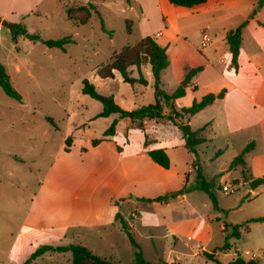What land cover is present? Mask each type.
<instances>
[{
	"label": "rangeland",
	"instance_id": "1",
	"mask_svg": "<svg viewBox=\"0 0 264 264\" xmlns=\"http://www.w3.org/2000/svg\"><path fill=\"white\" fill-rule=\"evenodd\" d=\"M18 1L9 0L7 7L13 10L28 9L30 0H26L28 5L25 7L17 6ZM91 1L97 10H92L87 23H76L67 18L66 9L69 6H88ZM240 1V4H235L239 10L247 2ZM30 4L33 8L31 12L18 14V21L23 22L30 33L37 32L43 39L54 40L72 36L74 42L67 44L66 50H63L20 35L16 43L7 25L0 27V62L5 66L12 85L22 96V100L11 97L0 85V264H21L30 256L32 247L23 241L25 216L40 187L46 189L45 186L49 185L50 189L61 190L60 184L54 185L58 179L57 173L53 174L55 170L47 180L46 175H49L54 162L64 161L61 152L66 138L72 135L77 138V146L84 144L88 138L104 137V130L113 122L112 117L93 118L101 111L103 104L82 92L83 79L87 78L101 94L117 95L119 100L120 95L133 93V88L137 90V97L131 99L132 102H124L126 109L156 100L150 66L144 72L145 78L151 79L148 86L103 78L97 71L115 52L145 37L140 24L142 14L137 4L132 8L128 7V0H36L34 6ZM228 6L229 10L233 9L231 2ZM256 7H264V1L259 0ZM81 14L84 16L86 12ZM233 23L229 19L223 27L206 31L213 37ZM249 30L244 35L246 48L253 47ZM259 30V36L264 38V29ZM198 39L199 36L192 42L196 43V50L190 44L182 45L192 60H198L199 53L205 54L201 42L197 44ZM222 57L225 63L219 64H232L226 55ZM162 82L165 91L171 94L178 84L174 68L163 72ZM184 82L185 79L179 85L185 87ZM202 87L203 83L198 87L200 92L203 91ZM142 89L145 92L142 93ZM210 113L207 110L195 116L191 126L197 129ZM212 127L210 134L213 139L201 144L198 151L203 172L213 188L219 208L208 192L197 187V171L192 167L194 154L178 142L168 150L170 168H163L148 154H138L144 147V132L130 129L125 121L119 124L117 134V139L123 142L127 139V144L119 143L122 153L116 157L111 154L110 165L102 162L99 168H84L76 173L81 184L98 179L99 191L95 193V200H98L102 217L111 213L115 217L104 225L74 229L69 242L81 243L118 264H137L138 248L131 243L121 228L120 220L116 218L117 213H121L130 224L146 261L217 264L207 257L205 251H208L222 262L235 259L238 253L245 259L254 257L263 262L262 222L249 223V229L243 231L240 238L229 239L232 244L230 250H221L232 231L231 225L242 223L262 211L264 192L253 195L251 187L245 184L246 169L242 166L230 168L235 156L234 148L226 150L221 127ZM147 134L152 138L166 135L177 140L173 136L178 134V127L164 117L159 123L150 124ZM110 147V144L105 145L101 158L110 153ZM66 163L79 164L78 154L74 151ZM59 176L64 178L61 183L70 188L72 181L68 180L69 171ZM225 184H231L235 190L225 191ZM170 192L177 194L167 197ZM107 193L111 194V205L106 203ZM85 196L88 195L85 193ZM159 196L164 198L152 201L144 199ZM227 223L230 227L226 229ZM71 262V251H47L30 264Z\"/></svg>",
	"mask_w": 264,
	"mask_h": 264
},
{
	"label": "crops",
	"instance_id": "2",
	"mask_svg": "<svg viewBox=\"0 0 264 264\" xmlns=\"http://www.w3.org/2000/svg\"><path fill=\"white\" fill-rule=\"evenodd\" d=\"M239 1L240 0H208L193 7H186L173 4L169 0H128V7L132 8L136 4L140 7L142 14L140 24L144 36H153L162 46L167 48L170 64L163 72L169 68L175 69L178 84L175 85L174 91L180 87L179 84L186 78V67L191 69L203 66V69L191 79V82H186L184 87L185 94L176 99V106L178 109L190 106L195 99H201L207 93H217L222 89H226L223 98L216 99L212 104L191 116L189 123L193 122L192 119L195 116L210 110L211 113L208 118H206L197 129L208 124L205 135L208 141H210L213 139L210 134L213 128L212 126L218 125L221 127L222 136L225 138V149L229 150L234 148L235 156L239 155L238 153L242 152L251 141H254V147L245 153V164L236 166H242L246 169L247 175H245V179L247 182H245V184L251 187L249 184L251 180L264 177V38L259 36L261 33L259 29H264V7H261L259 11L251 17L259 0H246L245 6L240 10L235 8V4H240ZM35 2L36 0H30V3H33L32 6L35 5ZM229 2L232 4L233 9L231 10H229ZM7 3H9V0H0V16L2 20H7V27L9 29L10 22H19L18 14L31 12L33 9L30 7V3L29 5L27 4L26 0L17 2V6L20 7L28 5L29 7L26 10L20 8L13 10V8L7 7ZM229 19L234 21L233 25L224 27L223 31L220 30V32L215 33L213 37L206 31L207 29L223 27V24ZM245 21L247 24L242 30L243 39L238 57V68L234 67L232 64L229 66H222L221 64L225 63V59L222 57L223 55H226L228 62H232V53L227 39L228 32ZM1 26L4 25L0 24V27ZM247 29H250L249 34L251 36L250 41L253 46L252 48H246L244 45V35ZM203 32H207L211 36L212 41L209 44L210 46H201L202 49H205V54L199 53L198 60H192L182 45L190 44L196 50V43L193 44L192 42L199 36L197 41V44H199L201 42L200 35H202ZM17 42L18 39L16 43ZM218 57L220 58L218 59ZM218 62H221V64ZM148 66L151 68L150 64L142 67L143 73L148 71ZM132 69L133 75L138 77V68L134 66ZM114 73V77L108 78L114 80L118 79L120 82L128 83L124 81L118 70H114ZM205 73L207 75L204 76ZM147 80L148 84L146 86L151 84V79L149 78ZM202 83L203 91L200 92L198 87L202 85ZM136 84L142 83L137 82L133 85ZM192 89H195V91ZM174 91H172V93ZM141 92H145L144 89H142ZM137 94L138 91L133 88V93L120 95L121 100L118 99L117 95H114V97L116 102L118 104L120 103L121 106L126 109V103L124 102H132L130 100L137 97ZM122 99L124 101H122ZM97 114L93 118H95ZM107 117H112V120H114L118 118V114H112ZM123 119L121 118L118 120L116 134L97 145H93L92 143L94 138H88L84 144L77 146L75 144L77 138L73 137L72 146L70 150L67 151L65 150V143L61 152V155L65 157L64 161H62V163H58V161L54 162L49 170V175L48 173L46 175L47 180L48 177H50V173L55 170L53 174L57 173L58 179L54 185L60 184L61 190L56 191L50 189L49 185L45 186L47 187L46 189L40 187L34 194L32 203L25 216L24 229L26 233L23 237V241H25V244L32 247L30 253H32L38 245L42 244H51L54 246L71 244L69 240H71L70 238L72 236L70 235H73L72 232H74V229L76 230L83 226L93 227L96 225H104L113 220V217H115L114 213H111L110 216L102 217L98 200H95V193L99 191V183L97 184L96 181L98 179L81 184L80 177L77 176L76 173H79V171L84 168H99L102 162H106V164L110 165L111 159L109 156L113 154L114 157H116L118 153H122L120 144H127V139H125L124 142L117 139L119 124L126 121L130 129H136L132 127L131 119ZM160 119L161 118L146 119L145 131L138 129L144 132L145 140L149 125L159 123ZM82 125H86V123H82ZM176 127L178 126L176 125ZM214 135H216V132H214ZM147 136L150 143L147 146L144 143V147L138 153L140 155L148 154L147 151L154 148H165L168 152L169 148L174 147L178 142L184 145L182 132L179 127L178 134L173 136V138L177 140L170 139L171 137H167L166 135L163 138H152L148 134ZM106 144H110L111 146L110 153L101 158V152L105 149ZM118 145L121 147V150L118 149ZM74 151L79 156V164L74 165L66 163ZM65 171H69L68 180L72 181L70 188L64 183H61V180L64 178L59 176V174ZM66 188L69 189V192L65 191ZM251 190L253 195L263 193L264 183L256 188L251 187ZM85 193L88 195L87 197ZM106 203L107 205L113 203L111 194H109L108 197L106 196ZM261 206L262 211L252 217L264 216V198ZM252 258L254 257L246 260ZM258 264H264V261H258Z\"/></svg>",
	"mask_w": 264,
	"mask_h": 264
},
{
	"label": "trees",
	"instance_id": "3",
	"mask_svg": "<svg viewBox=\"0 0 264 264\" xmlns=\"http://www.w3.org/2000/svg\"><path fill=\"white\" fill-rule=\"evenodd\" d=\"M171 3L186 7H193L198 4L204 3L208 0H169ZM264 1V0H262ZM97 10L95 4L91 1L88 6L81 7H71L69 6L66 9L67 18L73 20L76 23H87L91 16L92 10ZM259 7H255L251 17H253L258 11ZM85 11L86 15L82 16V12ZM2 17L0 16V23ZM246 22H243L238 27L231 29L228 32L227 39L229 43V48L232 53V64L234 67L238 68V57L240 54V49L242 46V30ZM11 34L13 40L16 42L20 35H26L27 37L35 41H43L45 44L51 47H59L63 50H66V45L74 42L72 36H65L60 39H43L39 33H30L27 26L23 22L9 23ZM103 28L106 30V27L103 25ZM130 30V29H129ZM150 64L151 70L154 76V88H155V102L141 105L135 109L128 110L123 108L115 100L114 95H104L101 94L97 87L91 83L87 78L83 79V88L82 92L84 94L90 95L91 97L99 100L103 104V109L97 114L99 116H110L112 114H118V118L114 119L111 125L104 131V137L94 138L92 140L93 145H97L103 140L107 139L108 136L116 134L118 120L121 118L131 119L132 127L136 129H141L145 131V120L150 118H162L168 117L175 125L179 127L182 132V138L184 140V146L186 149L194 154V160L192 162V167L197 171V187L208 192L211 198L214 201V204L217 208L218 203L216 196L214 195L213 188L211 184L207 181L206 176L203 172V168L200 163V154L198 151V146L202 143L208 141L207 136L205 135V130L208 124L204 126L193 129L189 123L190 117L200 112L208 105L212 104L216 99L223 98L226 92V89L215 93L210 92L205 94L201 99H195L190 106L183 107L178 109L176 106V99L185 94V88L180 86L176 91L169 94L163 88L162 82V72L170 64V59L168 56L167 48L162 46L153 36L147 35L143 37L138 43L134 45H126L120 51L115 52L111 58L100 67H98V74L103 78L114 77V70H118L124 81L135 84L140 82L147 85L148 80L145 78L142 71L144 65ZM137 67L139 70V76L135 77L133 75L132 67ZM187 69L186 82H189L191 77L197 74L203 69V66H198L195 68ZM0 85L4 91L11 97H14L18 100H22L21 94L15 89L11 83L9 74L6 71L5 66L0 62ZM49 120L55 124L54 120L49 117ZM65 150L69 151L73 143V136L69 135L66 140ZM149 139L146 134L145 145H149ZM254 147V141H251L245 149L237 156H235L230 164V168H233L238 165L245 164V153L251 150ZM118 149L121 150V147L118 146ZM151 159L158 165L169 169L171 166V161L168 152L165 148H154L147 151ZM220 153V151L218 152ZM264 183V177L255 178L249 182L252 188H256L259 185ZM175 192H170L167 197L176 195ZM164 197L159 196L157 198H144L145 200H162ZM116 218L120 220L121 228L127 233L131 243L135 245L138 250L136 251L137 264H180L177 261L168 263L166 261L162 262H151L143 259L140 244L137 242L134 233L131 230L130 224L123 218L121 213H117ZM252 222H264V216L252 217L242 223H237L231 225L232 231L227 236L225 243L221 246V250L228 251L232 248V244L229 241L231 237L240 238L243 231L249 229V223ZM230 225L227 223L225 228L227 229ZM71 251L72 253V262L70 264H118L112 259L99 255L89 249L87 246L81 243H71L68 245H58L54 246L51 244H42L37 247L26 260L21 264H30L38 256L44 254L47 251ZM205 254L210 259H213L217 264H258V261L254 258L246 260L240 253L237 257L229 262H222L219 260L213 252L205 251Z\"/></svg>",
	"mask_w": 264,
	"mask_h": 264
},
{
	"label": "built area",
	"instance_id": "4",
	"mask_svg": "<svg viewBox=\"0 0 264 264\" xmlns=\"http://www.w3.org/2000/svg\"><path fill=\"white\" fill-rule=\"evenodd\" d=\"M212 41L211 36L207 32H203L202 39H201V45L202 47L208 46ZM225 191H234L235 189L231 186V184H225L224 185Z\"/></svg>",
	"mask_w": 264,
	"mask_h": 264
},
{
	"label": "water",
	"instance_id": "5",
	"mask_svg": "<svg viewBox=\"0 0 264 264\" xmlns=\"http://www.w3.org/2000/svg\"><path fill=\"white\" fill-rule=\"evenodd\" d=\"M1 24H3V25H8V22H7V20L3 19V20L1 21ZM184 84L186 85V82H184Z\"/></svg>",
	"mask_w": 264,
	"mask_h": 264
}]
</instances>
